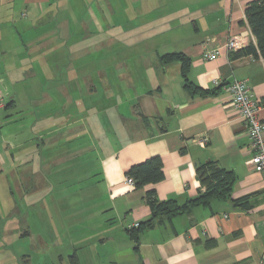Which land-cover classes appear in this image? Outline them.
<instances>
[{"label": "crops", "instance_id": "1", "mask_svg": "<svg viewBox=\"0 0 264 264\" xmlns=\"http://www.w3.org/2000/svg\"><path fill=\"white\" fill-rule=\"evenodd\" d=\"M250 1L122 0L118 21L113 0H0V264H264V171L247 163L228 90L246 80L264 120V58L226 46L233 36L256 44ZM123 24L116 34L149 68L132 82L107 45ZM173 52L191 58L188 78L210 93L188 92L180 64H161ZM153 156L165 178L130 184L129 168ZM209 161L235 173L231 199L160 217L136 241L130 226L151 217L148 191L183 205L205 190L197 169ZM246 195L249 209L233 204Z\"/></svg>", "mask_w": 264, "mask_h": 264}, {"label": "trees", "instance_id": "2", "mask_svg": "<svg viewBox=\"0 0 264 264\" xmlns=\"http://www.w3.org/2000/svg\"><path fill=\"white\" fill-rule=\"evenodd\" d=\"M245 16L256 38V44L250 43L237 51L230 52V54L236 58L245 55L264 58V0L250 1L246 6ZM160 62L165 66L172 63L180 64L183 85L188 92L192 94L197 92L210 93V91L202 89L188 78L191 58L184 53H167L160 57ZM197 175L201 186L205 190L199 192L196 197L188 199L183 205L179 204L175 199L159 201L156 197L155 190L148 191L146 199L152 210L151 217L139 223V226L130 228L131 236L137 241L139 232L149 225L154 224L160 217L172 218L173 216L186 212L195 205H209L214 199H231L233 185L236 180V175L232 170L221 167L215 161H209L198 167ZM127 176L134 180V185L137 188L162 181L165 178V173L161 157L153 156L143 162L132 165L127 171ZM232 200L233 204L243 209H249L251 207L248 195Z\"/></svg>", "mask_w": 264, "mask_h": 264}, {"label": "built area", "instance_id": "3", "mask_svg": "<svg viewBox=\"0 0 264 264\" xmlns=\"http://www.w3.org/2000/svg\"><path fill=\"white\" fill-rule=\"evenodd\" d=\"M229 52H234L243 47V41L239 36L231 37L226 44ZM218 51L206 54L207 58L216 59ZM228 90L234 108L244 120L247 133L250 139L253 155L247 161L258 171H264V120L260 116L262 104L257 100L252 89L246 80L233 79ZM4 96L0 93V109L4 107ZM127 181L134 185V180L130 177ZM139 222L130 226L137 227Z\"/></svg>", "mask_w": 264, "mask_h": 264}, {"label": "rangeland", "instance_id": "4", "mask_svg": "<svg viewBox=\"0 0 264 264\" xmlns=\"http://www.w3.org/2000/svg\"><path fill=\"white\" fill-rule=\"evenodd\" d=\"M101 3V2H100ZM121 3H122V0H113V5H114V11L117 13L115 16H114V18H115V20L117 19L118 21H120L121 19H122V10H123V12H124V9H122V6H121ZM101 5H102V8H103V10L105 11L106 10V8H105V6H104V3L102 2L101 3ZM117 7H119V8H117ZM133 10H134V8H133ZM132 25H130V26H128V25H126V24H123V25H121V27H116L115 26V31H114V34L115 35H117L116 33H118L119 32V34L120 35H124L127 31L125 30V28H128V27H131ZM99 30H100V32H105V30L103 29L102 30V28H99ZM102 30V31H101ZM104 35V33H102V34H100V35H98V39H99V41H101V42H105L101 37ZM88 36H90L89 34H88ZM118 37H119V40H117V39H115V40H113L112 41V44H110V43H108L107 45L109 46V45H111L112 46V50L115 52V59H114V66H115V64L117 63V61H118V64L116 65V68H118V67H121V66H124L125 68H130L131 69V71L130 72H128V75H129V77L130 78H127V81L128 82H132V80L134 79V75H136V74H138L139 76H140V74H144V70H146V69H148L149 70V68H147L148 67V65H147V67L145 66V64H143V62H142V60L143 59H140V60H138L137 59V56L135 55V53H134V51H131V50H135V49H133V48H131V43H130V41L128 40V39H122V40H120V36L119 35H117ZM90 37H92V36H90ZM115 38V37H114ZM86 42H89V39H86ZM107 42V41H106ZM106 42L104 43V44H106ZM104 44H103V50H104ZM124 49V51H129V53H127V55L126 56H124V57H122V56H118V55H116V52H119L121 49ZM110 49V50H111ZM126 52H123V53H126ZM120 53V52H119ZM104 57V56H103ZM103 57L101 58V57H98V59L100 60H103ZM92 58V57H91ZM122 59H127L128 61L126 62V60H122ZM123 62H122V61ZM107 62V59L105 58V60H103V63H101L102 64V66H103V72L105 73V69H107L108 68V70H109V68H111V64H110V62H108V63H106ZM124 63V64H123ZM99 64V63H98ZM105 64H107V65H105ZM102 66H100V67H102ZM100 67H98V68H100ZM101 69V68H100ZM109 73H111V72H109ZM94 78V75L92 74V79ZM114 79H116V78H114ZM89 80H90V76H88L87 74H86V76H85V73H83V75H82V84H86L87 82H89ZM94 83H96V81L94 82ZM1 87H2V89L4 90V87H3V85L1 84ZM106 89H107V87H106ZM86 89H84L83 88V93H85L84 91H85ZM103 90L104 89H102L101 87H98V94H101V95H103ZM84 98V97H83ZM68 144V143H67ZM71 186H74V185H71ZM3 197V196H2ZM2 200V199H1ZM9 201L8 200H5L4 198H3V203H4V206L6 207V208H8L7 206V204L6 203H8Z\"/></svg>", "mask_w": 264, "mask_h": 264}]
</instances>
